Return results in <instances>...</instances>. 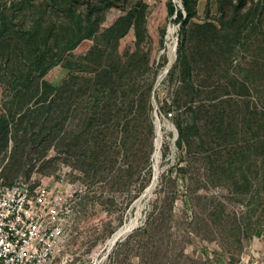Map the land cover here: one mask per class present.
<instances>
[{"label":"rangeland","instance_id":"374dc122","mask_svg":"<svg viewBox=\"0 0 264 264\" xmlns=\"http://www.w3.org/2000/svg\"><path fill=\"white\" fill-rule=\"evenodd\" d=\"M14 1L0 0V12L12 21L9 59L0 57L3 113L15 94V74L25 72L28 66L23 58L27 48L22 26L37 20L39 15L34 16L33 10L48 3L26 0L17 6ZM90 1L101 0H75L72 5L85 12ZM114 1L102 28L112 26L137 2ZM193 1L194 16L186 27L187 35H197L198 26L207 23L220 28L222 36L234 39L239 32L230 51L231 62L227 49L223 56L209 54L206 61L197 54L208 47L195 39L187 40L176 15L168 12L170 2L183 10L181 0H144L139 39L132 29L111 43L100 42L97 37L82 40L42 79L30 77L26 82L18 102L27 111H37L24 121L18 116L11 120L8 145L0 141L2 176L7 184L22 180L49 185L60 182L78 193L74 207L78 234L70 242L73 260L68 264H241L254 248L264 250V154L248 162V185L239 171L235 176L229 172L220 182L213 178L215 165L234 160L239 147L264 142V0ZM48 15L43 16L41 30L48 19L58 23L63 18L60 13L54 18ZM137 41L149 56L150 69L142 67L133 73L137 87L133 86L139 88L134 98L141 104L142 84L148 85L150 121L145 122L134 108L129 131L124 125L115 134L107 129L112 116V121H118L124 113L105 109L94 89V78L82 98L92 109L90 117L95 118L90 130L83 128L81 141L87 143L83 146L81 141L72 140L73 130L81 128L86 112L78 109L80 103L74 99L69 103L70 111L63 112L71 93L61 96L51 92V98L55 94L58 97L54 106L60 104L59 111L44 114L47 110L40 108L44 99L38 86L44 80L59 87L70 78L62 66L69 57L83 64L78 73L84 76L85 68L96 64L82 57L89 58L98 44L113 61L110 69H115L118 62L128 61ZM184 49L191 55L190 66L195 73L192 93L177 77L170 78ZM83 80L74 87L75 92ZM177 121L199 127L190 132V146L186 142L178 147ZM240 166L239 161L233 165L236 169ZM126 229L112 244L114 236Z\"/></svg>","mask_w":264,"mask_h":264},{"label":"trees","instance_id":"16d2710c","mask_svg":"<svg viewBox=\"0 0 264 264\" xmlns=\"http://www.w3.org/2000/svg\"><path fill=\"white\" fill-rule=\"evenodd\" d=\"M52 1L53 3H50L51 1L47 0L48 3H46L42 9L33 10L34 16L39 15L36 18L37 20L33 19L31 25L27 27L22 26V40L25 42L27 48L26 53H23V58L28 62V66L25 72L19 71L15 74L13 79L15 94L13 95L12 100L7 102L4 106L5 112L1 113L0 111V141H2V144L4 145H8L11 120H14L16 116H18L20 121H24L37 111H27L25 110V105L18 102L22 99V94L27 87L26 82H29L28 80L30 77L39 80L42 79L50 68L62 61L66 52L73 50L82 40L94 39L97 37L100 42L111 43L124 38L132 29H134L135 35L138 39L142 36L143 11H141V3L144 0H137V2L130 7L127 14L119 17L117 21L108 28H102V24L106 20V12L115 5L114 0L90 1L88 2L85 12H79L73 7L72 4L75 0ZM181 1L183 4V10L178 9L173 2H170L168 4V12L171 15H176V21L181 23L182 33L185 34L187 40L190 38L195 39L200 44H203V46L208 47V50L204 51L201 49L197 54L202 60L206 61L209 54H213L214 52L219 55L222 54L223 56L225 55L223 50L227 53V49L228 59L229 62H231L230 51L238 41L237 37L239 36V32L234 36V39L228 35L222 36L220 28L215 24L207 23L199 25L197 35L193 32L191 33L192 37L189 38L190 34L187 35L186 27L194 16V1ZM14 2V5L19 6L22 2L26 3L27 1L15 0ZM59 13L63 15L62 20L58 21V23H54L53 20L48 19V23L45 22L47 23L45 24L46 27L41 30L42 25L44 24L43 16L49 14L54 18L55 16H58ZM10 22L12 23L11 19L6 17L4 13L0 12V57L6 60L9 59V53L11 52V37L8 36L9 28H11ZM35 36L37 37L35 38ZM28 42L30 45H28ZM135 46L136 50L128 57L129 59L127 62H118L115 69H110L113 66V61L106 58L105 50L102 49L99 44L96 45L93 50L89 52V58L86 56L82 57L83 60H88L89 64H96V67H92L91 65L89 68L86 67L85 71L87 72H85L84 76H81L78 73L82 70L83 64L79 60H75L74 57H69L62 66L71 74L70 78L67 80L65 79L63 84L59 87L44 80H42L41 85L38 86L41 90V98L44 99L40 108H42V110H47L44 114H55L56 111H59L60 104L54 106V103L58 99L56 96V94H59L58 92L61 93V96L71 93V95H69L70 98L67 97L68 99H66V111L63 112L67 113L70 111L69 103H73L72 99L76 100L77 104L80 103L79 105L81 108L79 107L78 109L86 112L85 120L80 122L81 128L74 129L71 136L72 140L80 143L83 138V128L90 130V125L92 121L95 120V118L90 117L92 109L86 107L87 102L82 98L86 96L87 92L90 90V87L93 84L91 81L96 78L97 82H95L93 86L94 89L98 91V100L103 102L105 109L114 111V108H116V111L124 113L118 121H112V118L115 116H112L111 114L112 117L109 121L110 124L107 123V129L112 130L115 134L118 128L124 125L125 130L129 131V125L133 120L129 118V116L134 108L144 116L145 122H149L152 109L151 89L148 88V85L145 86L142 84V103L137 104L134 97L137 95L139 88H136L137 86L134 83V80L136 79H134L133 73L138 72L142 67L150 69V60L148 54L143 53L140 49L138 41ZM181 47H184L183 42ZM190 57L191 55L188 56L185 49L179 54V65L172 70L170 78L177 77L179 81L183 84L185 83L188 88L192 89L190 92L192 93L194 90L193 78L195 77V73H192ZM80 80H83V85L75 92L74 87ZM133 84L136 87H134ZM51 92L56 93L55 95H52V98L50 97ZM178 93L181 96V92ZM49 97L50 101H48ZM83 106L85 108H83ZM120 106H123L124 109ZM192 109V107L188 108L189 111H192ZM170 114L171 116L173 115L172 113H169V115ZM58 117L59 114H57V118ZM64 118L65 116L62 119ZM34 120L35 119H33V121ZM177 127L179 129L178 147L182 148L186 142L188 143V146H190L189 142L191 141V134H193L190 132L191 130H198L199 127L197 125L192 126L184 124L182 121H177ZM99 136L101 135L99 134L95 138L99 139ZM85 143L87 142L81 141L83 146H85ZM103 143L105 142L103 141ZM124 143L126 144V139ZM237 151L238 152L234 157L235 159L228 164L215 165L216 167H214L213 171L214 179L220 182L226 174V176H228L229 172L235 176L239 171L238 173H240V177L245 180V183L248 185V169H246V167L249 165L248 162L252 161L256 155L264 154V142L258 144L249 143L246 148L239 147ZM83 154L85 156L86 151H84ZM238 161L241 166L236 169L233 165ZM101 171L103 170L100 169L99 172ZM147 183H144L141 189H144Z\"/></svg>","mask_w":264,"mask_h":264},{"label":"built area","instance_id":"2783aa9c","mask_svg":"<svg viewBox=\"0 0 264 264\" xmlns=\"http://www.w3.org/2000/svg\"><path fill=\"white\" fill-rule=\"evenodd\" d=\"M71 188L60 182L25 180L6 185L0 167V264H57V260L68 264L73 260L69 247L78 234L79 221L74 209L78 193ZM241 264H264V250L254 248Z\"/></svg>","mask_w":264,"mask_h":264},{"label":"bare ground","instance_id":"6f19581e","mask_svg":"<svg viewBox=\"0 0 264 264\" xmlns=\"http://www.w3.org/2000/svg\"><path fill=\"white\" fill-rule=\"evenodd\" d=\"M160 145V144H159ZM128 229L126 230H123V231H119L115 236L114 238L111 240V243H115L124 233L127 232ZM130 230V229H129Z\"/></svg>","mask_w":264,"mask_h":264},{"label":"crops","instance_id":"0c3cea01","mask_svg":"<svg viewBox=\"0 0 264 264\" xmlns=\"http://www.w3.org/2000/svg\"><path fill=\"white\" fill-rule=\"evenodd\" d=\"M1 108V107H0ZM1 111V110H0ZM1 113H3L2 111H1Z\"/></svg>","mask_w":264,"mask_h":264}]
</instances>
